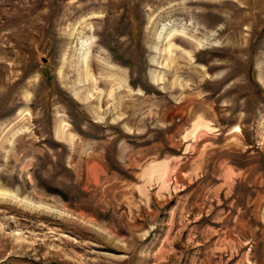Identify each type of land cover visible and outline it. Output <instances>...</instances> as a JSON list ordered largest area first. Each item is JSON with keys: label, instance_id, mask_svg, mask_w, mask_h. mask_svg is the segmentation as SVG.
Segmentation results:
<instances>
[{"label": "rangeland", "instance_id": "rangeland-1", "mask_svg": "<svg viewBox=\"0 0 264 264\" xmlns=\"http://www.w3.org/2000/svg\"><path fill=\"white\" fill-rule=\"evenodd\" d=\"M0 264H264V0H0Z\"/></svg>", "mask_w": 264, "mask_h": 264}]
</instances>
